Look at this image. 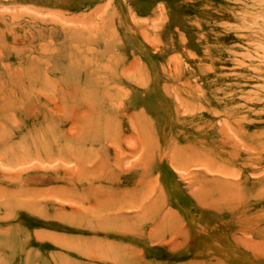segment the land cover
Wrapping results in <instances>:
<instances>
[{
	"label": "rangeland",
	"instance_id": "1",
	"mask_svg": "<svg viewBox=\"0 0 264 264\" xmlns=\"http://www.w3.org/2000/svg\"><path fill=\"white\" fill-rule=\"evenodd\" d=\"M0 264H264V0H0Z\"/></svg>",
	"mask_w": 264,
	"mask_h": 264
}]
</instances>
